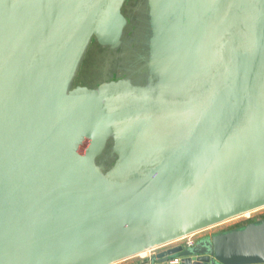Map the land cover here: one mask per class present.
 I'll return each instance as SVG.
<instances>
[{
	"label": "water",
	"instance_id": "1",
	"mask_svg": "<svg viewBox=\"0 0 264 264\" xmlns=\"http://www.w3.org/2000/svg\"><path fill=\"white\" fill-rule=\"evenodd\" d=\"M125 2L0 0V264H114L264 207V0H149L147 84L74 86ZM174 259L264 264V219Z\"/></svg>",
	"mask_w": 264,
	"mask_h": 264
},
{
	"label": "rangeland",
	"instance_id": "2",
	"mask_svg": "<svg viewBox=\"0 0 264 264\" xmlns=\"http://www.w3.org/2000/svg\"><path fill=\"white\" fill-rule=\"evenodd\" d=\"M123 13L127 19V26L124 31L122 43L120 46L112 48V50H106V52L101 53L94 50L96 45L99 44L93 38L90 42L92 45L90 48L92 52L89 55L88 63L85 64L83 62L81 65L83 71L79 68L75 76V79L78 77L79 81L80 79L83 80L80 83L78 82L77 85L94 88L103 82L121 78H127L133 84H147L149 75L147 66V60L149 58L148 45L150 37L153 34L149 16V0H126L123 7ZM75 79L73 80V84L76 83ZM258 136L253 138V142L258 139H264V133L261 136ZM110 150L111 147L109 146V154ZM241 154H239L238 157ZM248 157L249 155H246L245 153L240 156L242 160H245ZM107 159L113 158H103L98 160L99 165L104 170H107L109 166L103 164L111 163L113 161L109 160V162H106ZM263 213L264 207L237 218L230 219L221 226L205 229L201 232V235L209 234L222 227L226 228L228 225L240 221L241 219L258 217Z\"/></svg>",
	"mask_w": 264,
	"mask_h": 264
},
{
	"label": "built area",
	"instance_id": "3",
	"mask_svg": "<svg viewBox=\"0 0 264 264\" xmlns=\"http://www.w3.org/2000/svg\"><path fill=\"white\" fill-rule=\"evenodd\" d=\"M234 219V218H233ZM226 221H224V222H221V223H218V224H216V225H213V226H211V227H218V226H221L222 224H224ZM211 227H209V228H211ZM223 228V227H222ZM208 229V228H207ZM219 229H221V228H219ZM205 230V229H204ZM218 230V229H217ZM203 230H200V231H197V232H194V233H191V234H188V235H185V236H182V237H180V238H177V239H175V240H173V241H171L170 243H167L166 245H164V246H161V247H156V248H153V249H149V250H147V251H145V252H142V253H140V254H137V255H135V256H132V257H129V258H126V259H123V260H121V261H119V262H122V261H125V260H128V259H131V258H147V257H149L150 255H152V254H155L156 253V251H158L159 249H162V248H165V247H170V246H175V245H184V246H188V247H192V246H194L195 245V243H196V241L201 237V236H203V235H201V232H202ZM119 262H116V263H114V264H117V263H119ZM170 263H172V264H176V263H178V259H174V260H172Z\"/></svg>",
	"mask_w": 264,
	"mask_h": 264
},
{
	"label": "crops",
	"instance_id": "4",
	"mask_svg": "<svg viewBox=\"0 0 264 264\" xmlns=\"http://www.w3.org/2000/svg\"><path fill=\"white\" fill-rule=\"evenodd\" d=\"M224 228V227H223ZM223 228L221 229H218V230H215V231H212L210 232L209 234L213 233V232H216V231H220L222 230ZM209 234H204L203 236L205 235H209ZM201 236V237H203ZM164 249V248H162ZM162 249H159L158 251H156V253H158L159 251H161ZM155 253V254H156ZM155 254H152L150 255L149 257L147 258H131V259H128V260H125V261H122V262H119L117 264H159L158 262L156 263H153V260H152V257L155 255Z\"/></svg>",
	"mask_w": 264,
	"mask_h": 264
},
{
	"label": "trees",
	"instance_id": "5",
	"mask_svg": "<svg viewBox=\"0 0 264 264\" xmlns=\"http://www.w3.org/2000/svg\"><path fill=\"white\" fill-rule=\"evenodd\" d=\"M91 47H92V45L89 44V46H88V48H87V50H86V52H85V54H84V56H83L81 62H80V65H79V68H80V69H81V65L83 64V62H84L85 64L88 63L89 55H90L91 52H92V50L90 49ZM94 50L103 53V52H106V50H112V48L109 47V46L96 45V48H94ZM97 59H98V58H97ZM81 70L83 71V69H81ZM82 81H83L82 79H80V81H79V78L77 77V79H75V82H76V83L73 84V85H77L78 82L80 83V82H82ZM85 85H87V84H85Z\"/></svg>",
	"mask_w": 264,
	"mask_h": 264
},
{
	"label": "flooded vegetation",
	"instance_id": "6",
	"mask_svg": "<svg viewBox=\"0 0 264 264\" xmlns=\"http://www.w3.org/2000/svg\"><path fill=\"white\" fill-rule=\"evenodd\" d=\"M262 219H264V213L262 215L258 216V217H253V218H248V219H241L240 221H236V222L228 225L226 228H223L222 230L242 227V226H244V225H246L248 223L256 222V221H259V220H262Z\"/></svg>",
	"mask_w": 264,
	"mask_h": 264
},
{
	"label": "bare ground",
	"instance_id": "7",
	"mask_svg": "<svg viewBox=\"0 0 264 264\" xmlns=\"http://www.w3.org/2000/svg\"><path fill=\"white\" fill-rule=\"evenodd\" d=\"M247 216V215H246Z\"/></svg>",
	"mask_w": 264,
	"mask_h": 264
}]
</instances>
